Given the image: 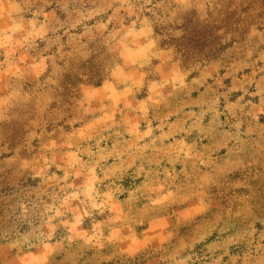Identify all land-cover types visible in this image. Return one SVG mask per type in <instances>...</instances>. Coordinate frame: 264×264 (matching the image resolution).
Returning <instances> with one entry per match:
<instances>
[{
    "label": "rangeland",
    "instance_id": "374dc122",
    "mask_svg": "<svg viewBox=\"0 0 264 264\" xmlns=\"http://www.w3.org/2000/svg\"><path fill=\"white\" fill-rule=\"evenodd\" d=\"M0 264H264V0H0Z\"/></svg>",
    "mask_w": 264,
    "mask_h": 264
}]
</instances>
